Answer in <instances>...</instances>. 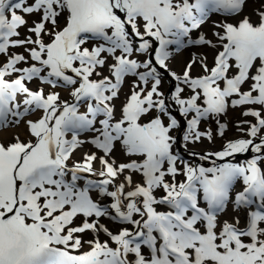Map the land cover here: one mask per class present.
I'll return each mask as SVG.
<instances>
[{
	"label": "snow or ice",
	"instance_id": "6c2138e0",
	"mask_svg": "<svg viewBox=\"0 0 264 264\" xmlns=\"http://www.w3.org/2000/svg\"><path fill=\"white\" fill-rule=\"evenodd\" d=\"M21 125L0 264H264V0H0Z\"/></svg>",
	"mask_w": 264,
	"mask_h": 264
},
{
	"label": "bare ground",
	"instance_id": "6f19581e",
	"mask_svg": "<svg viewBox=\"0 0 264 264\" xmlns=\"http://www.w3.org/2000/svg\"><path fill=\"white\" fill-rule=\"evenodd\" d=\"M17 132L26 133V131H25L23 126H21L19 128H13V129H10V130H0V140H1V138H5L7 136H11V135H13L14 133H17Z\"/></svg>",
	"mask_w": 264,
	"mask_h": 264
},
{
	"label": "rangeland",
	"instance_id": "374dc122",
	"mask_svg": "<svg viewBox=\"0 0 264 264\" xmlns=\"http://www.w3.org/2000/svg\"><path fill=\"white\" fill-rule=\"evenodd\" d=\"M21 126H23V125H21ZM21 126H20V127H21ZM18 128H19V127H18ZM10 129H13V128H2V129H0V130H10ZM19 134H20V136H21V139H23L24 136L26 135V133H24V132H19ZM233 134H234V133H232V132L229 133L230 136L233 135ZM11 138H12V135H11V136H7V137H5V138H1L0 141H8V140H11Z\"/></svg>",
	"mask_w": 264,
	"mask_h": 264
}]
</instances>
